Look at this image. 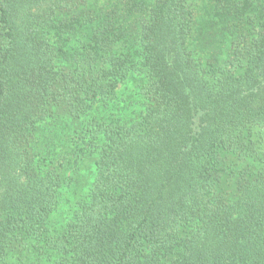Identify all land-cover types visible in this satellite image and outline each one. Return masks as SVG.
Masks as SVG:
<instances>
[{"label": "trees", "instance_id": "16d2710c", "mask_svg": "<svg viewBox=\"0 0 264 264\" xmlns=\"http://www.w3.org/2000/svg\"><path fill=\"white\" fill-rule=\"evenodd\" d=\"M0 264H264V0H0Z\"/></svg>", "mask_w": 264, "mask_h": 264}, {"label": "rangeland", "instance_id": "374dc122", "mask_svg": "<svg viewBox=\"0 0 264 264\" xmlns=\"http://www.w3.org/2000/svg\"><path fill=\"white\" fill-rule=\"evenodd\" d=\"M205 2L206 0H199L200 4L205 3ZM130 83L131 82L127 80L125 83L119 85V87L117 88L118 98L130 97V95L134 94L133 90L131 89L132 86ZM89 179L91 180V178ZM85 191H86V188L83 190V192ZM72 202H73V194H72L71 189L69 188L64 189L62 203L60 205V210L67 211L70 208V206H72ZM56 216H57L56 214L53 216V221L57 220Z\"/></svg>", "mask_w": 264, "mask_h": 264}]
</instances>
